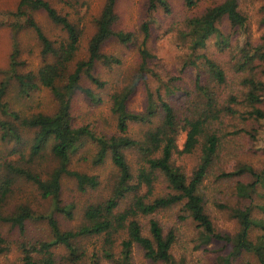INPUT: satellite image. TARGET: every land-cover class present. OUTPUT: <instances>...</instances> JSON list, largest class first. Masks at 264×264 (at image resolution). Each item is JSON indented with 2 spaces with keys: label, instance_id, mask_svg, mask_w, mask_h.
<instances>
[{
  "label": "rangeland",
  "instance_id": "1",
  "mask_svg": "<svg viewBox=\"0 0 264 264\" xmlns=\"http://www.w3.org/2000/svg\"><path fill=\"white\" fill-rule=\"evenodd\" d=\"M49 1L81 30L80 48L70 66V70H73L75 62L88 55L89 41L97 29L96 19L100 16L107 0ZM168 1L171 6L170 13L159 6L150 16L152 23L146 45L154 57L148 61L146 66L148 71L141 72L142 57L139 48L144 38L141 26L149 19V0H117L118 20L115 29L132 31L136 38L126 45L116 38H111L104 43L102 51L118 58L121 62L112 66L101 62L96 64V74L106 83L103 87H98L89 79L83 78L81 84L91 89L97 99L93 100L83 91L75 93L71 105L74 126H88L97 135L111 136L120 133L117 117L112 111V95L125 88H133L127 101L129 110L133 112L146 110L149 91H153L155 101L159 102L157 96L160 93L174 106L180 118L188 115L197 116L205 108V100L200 96V91L195 85L198 76L216 93L219 108L221 105H226L231 95L238 96L239 101L242 100L246 90L242 81L248 72L236 69V62L240 57L236 49L238 35L229 21L226 19L220 24L223 33L231 39V45L224 49L217 46L215 37H211L204 49H193L190 37L185 35L187 20L190 17L203 14L207 8L221 0H200L194 7L186 6L185 0ZM19 2L20 0H0V69L3 71L0 73V83L8 81L3 102L7 104L8 110L17 112L21 117H29L37 113L53 114L58 111L60 103L49 88L41 86L40 89L25 95L20 92L14 75H10L12 54L16 45L20 52L18 60L23 62L17 67L18 73L37 72L46 62L54 60L53 57L45 58L42 55V45L34 29L23 28L16 31L11 25L12 19L7 16V13L16 11ZM239 2L240 10L248 20V38L254 45L262 44L264 42V0H239ZM34 13L37 22L49 38L54 41H62L66 38V32L61 26L55 24L46 12L38 10ZM202 53L218 62L225 70V83L218 84L213 80L205 60L198 57ZM231 105L236 106L232 103ZM241 109L245 110V108L240 107V112H244ZM158 112L152 124L130 123L128 135L143 138L145 133L161 120V106ZM6 119L11 118L0 108V120ZM21 131L24 143L19 145L15 142L3 141L0 129V176L8 174L5 168L7 162H15L22 167H31L33 171L47 177L58 162L48 148L37 162L32 163L29 154L36 129L22 128ZM214 132L220 138V146L200 189L205 198L206 211L210 214L216 229L222 233L235 234L240 229L238 219L233 216L235 208L252 206L253 216L264 219V213L258 208L259 205L264 204V188L260 186L251 200L240 198L236 191L238 182H249L252 176L249 173L234 177L220 176L223 172L234 171L245 165L258 171L264 169V119L258 121L249 119L247 113L243 115L222 113L220 119L214 120L210 128L206 129V134ZM185 139L186 132H182L178 138L179 151L174 154V163L191 177L200 164L203 154L202 144H199L191 153H181ZM97 150L96 142L91 139L85 140L71 157L70 167L98 176L100 180L98 187L81 191L73 178L66 176L62 180L61 205L72 207L71 217L55 210L52 198H44L35 184L22 176H16L15 184L6 201L5 212L12 213L20 205H27L34 212V217L26 221L24 231L11 223H0V230L9 246L8 250L0 255V264H21L20 248L23 243L52 239V229L48 219L40 216L54 217L64 231L76 230L87 223L85 213L90 205L102 203L108 199L117 181L118 169L110 156L104 163L94 164L93 158ZM20 156H24V159ZM127 157L132 171L137 174L144 166L143 161L137 152L129 151ZM168 192L170 189L165 176L157 171L152 192L147 194L145 188L142 193L146 195L147 200H152ZM130 198L131 196L122 201L119 210L128 207ZM138 218L146 234L151 218L158 219L165 232L174 229L177 240L173 247L174 262L172 264H220L221 257L227 255L232 248L231 244L224 241L213 240L207 244L202 243V229L188 215L182 204L153 215L138 216ZM261 233L262 230L254 228L250 237L256 240ZM125 236L124 233L115 235L117 240L115 252L119 251V243ZM78 244L85 252L82 259L78 262L70 261L67 249L58 245L53 248L54 264H115L112 260L103 257V235L83 236ZM94 255L97 256L96 262L92 261ZM133 264L167 263L147 259L142 248L135 246ZM233 264H259V262L254 255L245 253Z\"/></svg>",
  "mask_w": 264,
  "mask_h": 264
},
{
  "label": "trees",
  "instance_id": "2",
  "mask_svg": "<svg viewBox=\"0 0 264 264\" xmlns=\"http://www.w3.org/2000/svg\"><path fill=\"white\" fill-rule=\"evenodd\" d=\"M199 1L185 0V4L188 7H194ZM116 3L117 0L106 1L100 16L96 19L97 29L89 41L88 55L76 61L73 70H70V66L80 48L81 30L66 15L61 14L49 0H20L16 11L7 13L16 31L23 28L34 29L42 45V55L45 58L53 57L54 59L42 65L37 72L18 73L17 67L23 62L18 60L20 52L16 45L12 54L10 75H14L20 92L25 95L40 89L41 86L49 88L58 99L60 106L53 114L37 113L29 117H21L17 112L8 110L7 104L3 102L8 81L0 83V108L11 118L0 120L1 139L22 145L24 139L21 129H36V135L30 148V161L37 162L38 158L49 148L58 162L47 177L33 171L31 167H22L15 162L5 164L8 174L0 176V223H11L24 231L26 221L34 217V212L27 205H20L12 213L5 212L6 201L15 184L16 176H22L35 184L44 198H52L55 210L71 217L72 207L61 205L63 178L66 176L73 178L81 191L96 188L100 184L98 176L70 167L71 157L87 139L96 142L98 147L93 158L94 164H102L110 156L118 169V178L112 194L104 202L88 207L85 213L87 223L78 229L64 231L54 217L40 216L48 219L52 229V239L23 243L20 248L21 264H54L53 248L58 245L67 249L70 261L78 262L85 256L84 250H81L78 244L80 238L99 235L104 236L103 257L112 260L115 264H133L135 246L141 247L145 257L153 262L172 264L174 262L173 247L177 240L174 229L165 232L159 220L151 218L146 234L138 216L153 215L178 204L184 206L188 215L202 229V243L207 244L218 240L231 244L230 252L221 257L220 264H233L245 253L254 255L259 264H264V219L253 216L252 206L235 208L233 216L239 221V231L235 234L222 233L216 229L210 214L207 213L205 198L200 189L220 146V138L215 132L206 134L207 127L210 128L214 120L220 119L222 113L224 115L247 113L249 119L257 121L264 119V42L254 45L248 38L249 24L247 17L240 10L239 0H221L207 8L203 14L190 17L187 20L185 35L190 37L193 49H204L211 37L217 39L216 43L220 49L230 46L231 39L223 33L220 26L223 20L227 19L235 30L238 35L236 49L240 54L236 69L248 72L242 81L246 88L242 100L239 101L238 96L231 95L226 105H221L219 108L216 93L198 76L195 85L200 91V96L205 100V108L197 116L188 115L180 118L174 106L160 93L157 96L160 104L156 102L153 91H149L148 106L144 112L129 110L127 101L133 88H125L112 95V111L117 117V127L120 133L111 136L97 135L88 126L73 125L71 105L73 96L78 91L85 92L93 100L97 99L96 94L84 87L81 81L87 78L98 87L106 84L95 72L98 62L107 66L120 64L121 61L118 58L102 51L104 43L111 38H116L126 45L136 38L132 31L115 29L118 20ZM159 6L165 12H171L168 0H149V19ZM38 10L46 12L55 24L61 26L67 34L64 40L54 41L45 34L35 18L34 12ZM149 19L141 26L144 33L139 48L142 57L141 72L148 71L146 70L148 61L154 57L146 45L152 23ZM198 57L205 60L216 83L226 82L225 70L218 62L205 53L199 54ZM187 61L191 62V60ZM192 62L195 63L194 60ZM2 72L0 69V73ZM231 103L236 106L232 107ZM160 106L161 120L154 128L149 129L143 138L128 135L130 123L152 124L159 113ZM238 106L244 107L245 110L241 109L244 112H240ZM182 132H186V139L181 153H191L199 144H202V158L191 177L174 163V154L179 151L178 138ZM252 136L254 137V134ZM129 151L137 152L143 161L144 166L137 174L132 171L129 163L127 157ZM20 158L24 159V156ZM157 171L165 176L170 192L147 200L142 192L145 188L147 194L152 192ZM244 173H249L252 180L238 182L237 195L240 198L251 200L260 186L264 188V169L258 171L245 165L234 171L223 172L220 177H234ZM130 196L128 207L119 210L122 201ZM258 208L264 213V204L259 205ZM254 228L262 230L256 240L250 237ZM120 233L126 236L119 243V251L115 252L117 241L115 235ZM8 247L7 240L0 230V255L6 252ZM92 261H97L96 255L92 257Z\"/></svg>",
  "mask_w": 264,
  "mask_h": 264
}]
</instances>
